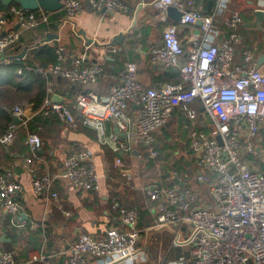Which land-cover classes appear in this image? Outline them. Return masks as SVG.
Masks as SVG:
<instances>
[{
    "label": "built area",
    "instance_id": "1",
    "mask_svg": "<svg viewBox=\"0 0 264 264\" xmlns=\"http://www.w3.org/2000/svg\"><path fill=\"white\" fill-rule=\"evenodd\" d=\"M150 2L156 9L155 20L165 24L160 43L149 49L150 62L177 70L179 80L149 87L138 79L136 65L128 63L119 82L111 84L105 94L77 91L73 107L82 125L92 128L97 141L115 154L114 164L127 179L130 175L123 170L122 156L141 146L153 157L154 132L164 127L174 109L180 107L189 122L187 142L198 167L195 181L206 187L202 191L189 184L169 187L157 183L143 188L146 197L155 203L152 211L156 222L152 229L170 231L173 247L188 248L186 254L160 264H264V72L254 65L251 48L237 51L241 43L237 28L243 19L238 13H230L223 19L224 31L214 25L215 16L226 10L228 0H217L210 14L201 13L182 0ZM59 3L58 27L70 23L84 9L93 13L129 11L125 0H59ZM170 6L181 13L176 23L167 14ZM257 9L264 11V0H258ZM54 13L42 7L26 10L14 3L0 10V54L18 45L23 33L49 25ZM198 21L200 25L195 27ZM181 28L188 29L184 39L179 36ZM43 33L52 32L45 29ZM220 35L222 39L218 41ZM261 35L264 37V21ZM110 49L116 52L115 47ZM55 53V64L36 67L34 71L83 86L96 83L104 74L101 61L87 63L84 56H73L64 45H57ZM49 93L41 109L44 113L48 110L57 113L67 127L75 129L77 121L71 108L51 89ZM194 102L199 103L208 117V126L197 125ZM25 106L17 104L9 110L11 117L20 119L22 124L31 116ZM17 126L12 122L0 131V144L6 150L17 136ZM26 144L30 152L26 163H30L41 150L42 141L36 132H29ZM60 176L79 191H92L98 179L92 151L86 148L69 151ZM54 180L47 171L40 172L31 179L33 192L49 195L58 202L59 196L52 188ZM21 192L22 186L13 179L10 169L0 167V201L14 228L26 224L21 219ZM110 210L115 212L118 225L108 227L103 235L79 232L69 244L64 263L35 252L24 264L146 261L144 242L140 246L144 232L137 226L138 211L114 203ZM0 264H16L15 253L0 251Z\"/></svg>",
    "mask_w": 264,
    "mask_h": 264
},
{
    "label": "crops",
    "instance_id": "2",
    "mask_svg": "<svg viewBox=\"0 0 264 264\" xmlns=\"http://www.w3.org/2000/svg\"><path fill=\"white\" fill-rule=\"evenodd\" d=\"M125 1L129 5L127 13L106 10L93 13L87 9L82 10L71 19L70 23H66L58 27L55 32H52L58 34V38L52 41H47V34L45 35L43 30L39 28L27 31L21 35L17 47L12 46L4 52L5 59L22 52L24 47H28V49L22 58L29 57L30 50L37 47L38 45L35 46L37 43L39 46L56 43L57 45H64L73 56H84V61L87 63L101 61L103 64L104 74L96 83L83 86L73 85L66 81L73 90L77 87V91L81 89L92 90L103 95L111 84L119 82L128 63L136 65L138 79L142 83L149 87H156L162 83V72L164 70L159 65L151 63L149 59L151 45H157L161 40L162 27L157 24L154 17L156 9L151 5V0ZM182 1L199 11L208 12L207 9L203 8L201 2L197 4L196 0ZM236 3L241 6V9H236V6H238ZM257 3L258 0H228L226 13L234 12L245 16L244 19L242 18V27L239 29L238 26L237 28L241 37V43L237 47V51L240 53L244 48H251L254 53V65L264 72V60L257 65L258 59L264 55V37L261 35V29L246 26V22L255 20L254 12ZM194 26L197 27V23ZM140 27H143L144 31L133 35ZM70 30H75L77 36L81 38L72 37ZM187 33V28L179 30V36L183 39ZM120 35H123V39H120L117 44L111 45L115 38ZM217 40L220 39L217 38ZM184 43L183 40L186 49ZM29 46L32 48H29ZM111 47H115L116 52H112ZM237 59L240 60L239 55H237ZM64 89L66 87H63ZM76 93L73 94V101ZM55 94L64 103L65 98L63 95L56 92ZM193 106L198 112L197 125L200 127L208 126L209 120L202 107L198 102H194ZM25 108L27 113L32 116L31 106L26 104ZM175 110L184 115L180 107L175 108L173 112ZM172 115L173 113L170 119ZM175 116L178 119L177 114ZM76 117H80L79 114ZM48 129L51 136L46 140L47 147H44L40 153L34 156L30 163H26V159L30 156L26 140L19 136L7 150L5 149L8 152L7 155L0 149V167L10 169L13 179L18 180L22 186L19 203L21 219L26 224L24 227L16 228L19 233V241L13 242L11 245L9 244L12 241V236L8 232L11 225L0 201V248L2 249L0 251H3L6 246L12 247L15 251L16 264H24L28 257L35 252H43L64 263L68 256L69 244L79 232L85 231L103 235L108 227L118 225V220L110 210L109 201L112 200L115 193H118V196L121 193L125 194L121 192L123 186L133 181L129 170L125 169L124 166L123 170L130 175L129 179L121 175L119 169L115 166H113L115 170L111 169L110 165L114 163L115 154L97 141L96 133L92 128L86 127L83 129L82 126L79 128L77 126L72 129L66 125H60L54 128L49 126ZM156 131L153 134L154 136ZM161 133L164 137V132L160 131ZM157 138L160 137L157 135ZM79 148L90 149L93 153V162L98 179L95 188L90 192L75 189L65 178L60 176L62 163L67 153ZM138 148L140 147L138 146L136 149ZM127 156L136 157L138 152L134 150L130 155H123V161ZM42 171H47L55 177L52 188L59 196L58 202L49 198V195L41 196L33 192L31 179ZM134 184L136 187L140 185L138 182H134ZM127 192L129 193V191ZM146 216L154 218L151 208ZM153 225L143 227L144 233H151L149 237L162 232L171 233L168 230L155 231L152 229ZM2 236H4V240H2ZM144 244L146 247V240ZM175 248H178L176 252L178 255L175 254L170 259L186 254L188 251L187 247ZM181 248L184 251H179Z\"/></svg>",
    "mask_w": 264,
    "mask_h": 264
},
{
    "label": "trees",
    "instance_id": "3",
    "mask_svg": "<svg viewBox=\"0 0 264 264\" xmlns=\"http://www.w3.org/2000/svg\"><path fill=\"white\" fill-rule=\"evenodd\" d=\"M198 2H201L203 4V8L208 10V12L201 11V13L210 14L213 12L217 0H196L197 4ZM6 7L7 6L2 5L0 1V10L4 11ZM226 10L220 14H217L213 21L214 25L218 27L221 31H224L225 28L223 19L227 15ZM240 15L241 17L243 16L242 14ZM60 17H61V13L56 12L50 18L49 25L47 26L40 25L38 28L41 30L47 29L50 32H55L59 26ZM242 18L244 19L245 16H243ZM157 24L162 28L165 25L159 22H157ZM143 27H140V29L137 30L135 33H133V35L138 34L140 31H144ZM240 27H242V25H239V29ZM56 46H57L56 43H54L53 45H49V44H43L40 46L38 45L37 47L32 48L30 50L29 57L25 56L22 59H13V60L6 59L4 62L0 63V131L6 130L7 127L13 122L9 110L14 105L28 104L31 106V109L34 113L32 114V116L28 118V120L25 123L18 124L16 138L19 136L22 139L26 140L27 134L29 132H36L40 136L42 141V147L40 151H42L44 147L45 148L47 147L46 140L48 137L51 136L48 127L51 126L52 128H54L60 125L65 126V124L58 117L57 113L51 110H48L46 113H44V110L41 109L44 100L50 96L49 89H51L53 92L63 95V97L65 98L64 103L71 108L73 114L75 115L78 128L80 126H82L83 129L86 128L81 124L80 117H76L78 113L74 109L72 103L73 94L74 92L76 93V91L78 90L77 87L75 88L76 90L75 91L62 78L52 79L50 76H43L37 71H34V68L36 67L46 68L48 65L55 64L57 62L56 59L57 56L55 53ZM15 47H17V45H15ZM69 62L70 60H68V63ZM163 69L164 70L162 72V79H161L162 83L176 82L179 80L177 70L170 68H163ZM18 70H20V73H17ZM50 81L52 82L51 85L49 84ZM63 87H66V89L63 90ZM174 114H177L179 120L185 117V115H183L181 112L179 113L178 110H175V112H173V115ZM185 130H187V128ZM164 138L165 139L168 138V134L166 132H164ZM139 147L140 149L146 151L144 147L141 146ZM0 149L4 152V154L6 153L5 155L8 154V152L1 144H0ZM154 149L158 157H161L163 155V157H161L160 160H165L168 158L167 157L168 154H165L163 152H165L168 149H174V147H170L165 143L162 145V147H158V145H156ZM40 151L38 153H40ZM176 152L177 150L172 151L173 154H175ZM188 152L190 153L189 150ZM191 159L192 160H189V162L186 161L182 162L183 159L179 158L177 161L173 163L172 166L173 169L170 167L172 172L170 171L169 173L168 172L164 173L163 178L161 179L162 182L160 181L159 183L162 185H167L169 187H173V186L182 187L185 184H189V186L192 188H197L204 191L206 185L195 181V176L198 167L195 160L193 158ZM148 165H152V160H149ZM190 170H192V174ZM147 200L150 201V204L153 205V207L155 206V203L153 201L149 200L148 198ZM112 203L117 204L118 206L125 205L122 203L120 196H118V193H115L112 200L109 201V206ZM125 206L127 208H133L138 211L139 220L137 226L141 231L144 232L145 227L151 226L156 222L155 217L152 219L146 216L149 214V210H150L149 208H146L144 210H139L134 206H127V205ZM111 212L115 217V212L114 211ZM8 232L12 236V241L9 245L13 244V242L16 243L19 241L18 239L19 233L16 230V228L10 226L8 228ZM5 249L6 250L8 249L7 251L13 250L12 247L10 246H6ZM176 255L178 254L176 253Z\"/></svg>",
    "mask_w": 264,
    "mask_h": 264
},
{
    "label": "rangeland",
    "instance_id": "4",
    "mask_svg": "<svg viewBox=\"0 0 264 264\" xmlns=\"http://www.w3.org/2000/svg\"><path fill=\"white\" fill-rule=\"evenodd\" d=\"M237 5L238 6H236V9H241V6H239V4ZM70 35L72 37H80L77 36V32H75V30H70ZM174 116L175 114L172 115L171 119L164 128L159 129L162 132H166L168 134V138L165 139L163 137V134H160L159 130L156 131L157 134L155 133L154 136L153 148H155L156 145H158V147H162V145L165 143L170 147H174V149H168L163 152L165 154H168L167 159L160 160L163 155L161 157H158L157 154H155L153 157H150L147 150L145 151L140 148L136 149L139 152L138 156H127L125 158L123 165L125 169L129 170L133 181H130L127 183V185L123 186L121 192H124L125 194H120V198L123 204L127 206H134L139 210H144L146 208L153 209V205L150 204V201L147 200L146 195L143 193V188L150 184H157L160 181L162 182L161 179L163 178L164 173H169L170 171L172 172L170 167L172 168L173 163L179 158L183 159L182 162H189V160H192L191 152H188L189 147L187 142V130L189 127V122L185 117L178 120L176 116ZM186 128L187 130H185ZM157 135L160 137L159 139L157 138ZM173 150H177V152L173 154ZM149 160H152V165H148ZM113 164H111L110 167L111 169L115 170V168L113 167L115 166V164ZM115 167L118 169L117 166ZM190 171L192 174V170ZM134 182H138L140 185L136 187ZM127 191H129V193ZM149 235H151V233L149 232L142 233L140 246H143V242L146 240L147 246L144 248L147 255V260L149 259V257L150 259L149 261L146 260L147 263L146 261H143L139 264H160L165 263L167 259L174 257L178 248H175L171 245V233L168 234L162 232L154 234L151 237H149ZM7 250L4 249L3 251ZM182 250L183 249L181 248L179 251ZM12 251L15 253L14 250Z\"/></svg>",
    "mask_w": 264,
    "mask_h": 264
},
{
    "label": "water",
    "instance_id": "5",
    "mask_svg": "<svg viewBox=\"0 0 264 264\" xmlns=\"http://www.w3.org/2000/svg\"><path fill=\"white\" fill-rule=\"evenodd\" d=\"M0 1H1L2 5H4V6H8L9 4L14 3V4L20 5L23 9H26V10H35V9H38L39 7H42L43 9H45L47 11L57 12L60 10V7H61L59 0H0ZM167 14L172 19V21L174 23H176L178 21V19L180 18V15H181V13L179 11H177L174 7H171V6L167 8ZM254 14H255V20L250 21V22H246V26L252 27L254 29H261V25L264 21V11L261 9H257V10H255ZM196 23H197V25H200L199 21ZM56 38H58V34H56V33H48L46 35L47 41L51 40V39H56ZM218 38L221 40L222 35H220ZM120 39H123V35L116 37L115 40L111 43V45L117 44L120 41ZM220 40H218V41H220ZM27 49H28V47H24L22 52L18 53L17 55L10 56L9 60L21 59L26 54ZM5 60L6 59H5L4 53H1L0 54V63L4 62ZM263 60H264V55H262L258 59L257 65H259L261 63V61H263ZM55 96L58 97L56 94H55ZM59 100L61 101V99H59ZM12 120L15 124H19L21 122L20 119H18L16 117H13ZM2 240H4V236H2Z\"/></svg>",
    "mask_w": 264,
    "mask_h": 264
}]
</instances>
